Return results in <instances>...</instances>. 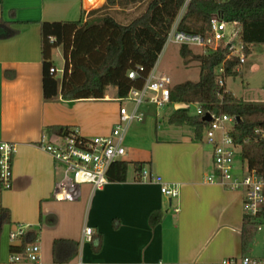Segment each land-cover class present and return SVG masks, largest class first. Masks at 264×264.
<instances>
[{
  "label": "crops",
  "instance_id": "obj_1",
  "mask_svg": "<svg viewBox=\"0 0 264 264\" xmlns=\"http://www.w3.org/2000/svg\"><path fill=\"white\" fill-rule=\"evenodd\" d=\"M100 2L3 0L0 4V19L12 22L11 27L18 31L0 38V140L17 144L12 187L2 193L13 223L0 239V264H11L10 245L18 240L11 241L8 235L18 224L30 225L27 231L38 233L39 264H71L79 259L101 264H209L243 255L264 258L263 254L253 255L255 242L247 251L243 249L242 194L204 181V175L214 169L213 148L205 137L196 140L190 126L171 124L174 111L167 118L169 129L161 133L157 115L144 110L149 104L143 106V121L132 122L124 139L123 158L149 162L145 169L158 181L141 179L130 165L123 182L110 181L100 190L82 184L77 201L53 198L64 166L38 145L44 136L56 142L49 128L71 126L84 137L109 135L119 121L120 103L116 87H109L103 99L68 101L61 95L44 99L41 23L76 21L82 10L88 13L105 0ZM259 93L264 95L262 90ZM244 99L264 101V96ZM182 127L189 132H182ZM162 184L178 185L180 195L170 198L163 194ZM155 212L161 216L152 224ZM85 227L102 234L99 252L84 239ZM56 239L78 242V254L69 262L56 263ZM68 247L71 245L60 252L61 259L71 257Z\"/></svg>",
  "mask_w": 264,
  "mask_h": 264
},
{
  "label": "trees",
  "instance_id": "obj_2",
  "mask_svg": "<svg viewBox=\"0 0 264 264\" xmlns=\"http://www.w3.org/2000/svg\"><path fill=\"white\" fill-rule=\"evenodd\" d=\"M3 0H0L2 4ZM146 1L142 13L127 23L120 22L114 15L115 8H127ZM185 0H105L100 7L88 13L82 10L76 21H44L41 23L42 86L45 100L61 95L64 100L103 99L110 86L117 88V97L124 98L131 88H141L148 72L157 64L168 33L174 24ZM220 10L226 20L239 21L242 25V41L246 52L264 47V0H192L181 21L182 30L209 34L210 14ZM12 22L0 19V38H9L18 31ZM61 47L65 64L61 80L57 79L53 61V50ZM179 53L186 63H199L197 80H185L171 88V102L198 103L205 111L216 115H230L234 118L231 137L240 148L243 167L255 169L264 176V101H249L234 95L226 87V79L242 74V65L235 58L228 57L227 49L196 54L188 46H181ZM139 67H143L140 71ZM222 68L223 73L218 70ZM136 71L135 78L129 73ZM225 81L221 86L220 79ZM169 122L178 126H190L194 138L203 141L208 122L200 116H189L184 110L174 111ZM71 126L49 128L55 137L67 136L73 131ZM259 131L257 133L256 131ZM143 171L149 162L128 161L124 158L114 161L107 173L111 182L127 179L128 169ZM3 186L0 180V239L6 228L12 225L11 211L2 203ZM155 212L152 224L160 220ZM258 223L244 217L242 246L247 251L258 232ZM38 233L27 231L18 238V243L10 245V252L24 253L26 247L35 242ZM91 247L94 252L102 248L103 237L93 232ZM66 245L71 249V257L61 259L59 254ZM79 243L74 240L54 241V261L69 262L78 254ZM19 264V263H13ZM38 264V263H25Z\"/></svg>",
  "mask_w": 264,
  "mask_h": 264
},
{
  "label": "built area",
  "instance_id": "obj_3",
  "mask_svg": "<svg viewBox=\"0 0 264 264\" xmlns=\"http://www.w3.org/2000/svg\"><path fill=\"white\" fill-rule=\"evenodd\" d=\"M192 0H185L181 10L172 25L165 47L171 43L179 47L185 45L190 49L201 48L205 52L217 51L220 47L227 49L228 57L235 58L240 65L244 66L249 55L246 52L242 41V25L239 21H228L220 11H213L210 14L209 34H199L188 32L180 28L181 21ZM225 2L228 0H212ZM142 71L143 67H139ZM52 71L58 69L52 68ZM223 73V69L218 70ZM63 73V70H62ZM136 71L129 73L130 78H135ZM221 86L225 81L219 80ZM174 85L172 78L165 73L158 71V66L152 68L141 88L133 87L124 98H116L120 103L119 121L114 126L109 135L84 137L78 128H74L70 135L56 137V142L47 141L44 136L39 147L49 153L54 161L64 166L62 176L56 181L53 198L57 201H77L81 196L82 184H91L93 189H103L110 181L107 173L111 164L126 155L124 139L128 126L134 121H143L145 113L142 107L151 104L157 108L171 104V88ZM133 104L131 111L126 107V103ZM181 103L177 108L187 112L189 116L204 117L206 113L211 115V121L205 129V140L213 148V172L204 175V181L216 183L222 187L237 191L243 197V210L246 217L254 219L258 223V230L264 224V176L255 169L243 167L242 163L237 164L236 148L231 137V129L234 118L230 115H216L210 111H205L198 103ZM194 108V110H193ZM259 133V131H256ZM264 137V132L262 133ZM17 151V144L0 140V180L3 189H10L13 180V159ZM141 179L158 181L157 177L144 169L138 173ZM161 191L170 198L180 195L179 186L176 184H162ZM178 212V209H175ZM30 225L18 224L9 233L11 241L18 240L29 229ZM93 229L84 228V239L90 241ZM41 260V248L38 243L29 244L24 253H12L9 262L25 264L38 263ZM71 264H101L87 263L81 259ZM205 264V263H203ZM209 264H264V258L243 255L240 257L225 258L221 261Z\"/></svg>",
  "mask_w": 264,
  "mask_h": 264
},
{
  "label": "rangeland",
  "instance_id": "obj_4",
  "mask_svg": "<svg viewBox=\"0 0 264 264\" xmlns=\"http://www.w3.org/2000/svg\"><path fill=\"white\" fill-rule=\"evenodd\" d=\"M90 1L97 2L98 0H90ZM103 1L104 0H101L100 3H103ZM145 7H146V1L143 3H138L136 5H131L127 7L129 11L114 10L113 15L118 20L122 22H126L138 16L140 13H142ZM87 8L91 9V6L87 5ZM179 48L180 47L178 45L173 43L167 45L166 47H164L157 61L158 71L161 73L168 74L172 78L174 85L185 80L195 81L199 77V63L197 61H191L189 63H186L179 53ZM192 50L196 54L205 53V50L201 48H193ZM52 57L55 66L58 68V71L56 73L57 79L61 80L62 70L65 64L62 48L57 47ZM226 83H227V88L232 93H234V95L238 97L255 99L264 96L263 93H259V91L261 90L264 91V47L262 46L259 50H253L249 57V60L242 67V74L236 78L233 77L227 78ZM110 88H115V87L110 86ZM180 104L181 103H171L161 108H157L155 105L149 104L147 108H145L144 110L148 113L153 114L154 116L157 115L160 121L159 126L162 133V131L169 129V124L167 122V118L169 114L175 111L176 107L180 106ZM126 107L128 108L129 111H131L133 104L127 102ZM134 122H138V121H134ZM174 129L176 128L174 127ZM180 129L184 133L189 132L188 127H182ZM169 136H175V135H169ZM236 151H237V156H236L237 164H240L241 163L239 156L240 148L237 147ZM127 156H129V154ZM7 191H8L7 189L3 190V192H7ZM262 228L263 230L258 231L255 236L253 255H258V254L264 255V225ZM6 229H8V227Z\"/></svg>",
  "mask_w": 264,
  "mask_h": 264
},
{
  "label": "water",
  "instance_id": "obj_5",
  "mask_svg": "<svg viewBox=\"0 0 264 264\" xmlns=\"http://www.w3.org/2000/svg\"><path fill=\"white\" fill-rule=\"evenodd\" d=\"M203 120L207 122L211 121V115L209 113H206V115L203 117Z\"/></svg>",
  "mask_w": 264,
  "mask_h": 264
}]
</instances>
